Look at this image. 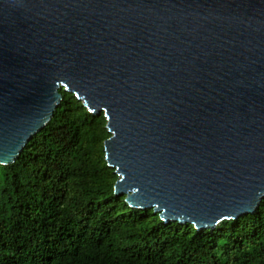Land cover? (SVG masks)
Here are the masks:
<instances>
[{
    "label": "water",
    "instance_id": "1",
    "mask_svg": "<svg viewBox=\"0 0 264 264\" xmlns=\"http://www.w3.org/2000/svg\"><path fill=\"white\" fill-rule=\"evenodd\" d=\"M71 92L114 194L214 228L264 198V0H0V164Z\"/></svg>",
    "mask_w": 264,
    "mask_h": 264
},
{
    "label": "trees",
    "instance_id": "2",
    "mask_svg": "<svg viewBox=\"0 0 264 264\" xmlns=\"http://www.w3.org/2000/svg\"><path fill=\"white\" fill-rule=\"evenodd\" d=\"M0 164V264H264V198L214 228L164 221L115 195L110 134L73 93Z\"/></svg>",
    "mask_w": 264,
    "mask_h": 264
},
{
    "label": "rangeland",
    "instance_id": "3",
    "mask_svg": "<svg viewBox=\"0 0 264 264\" xmlns=\"http://www.w3.org/2000/svg\"><path fill=\"white\" fill-rule=\"evenodd\" d=\"M60 89H62V88H60Z\"/></svg>",
    "mask_w": 264,
    "mask_h": 264
}]
</instances>
